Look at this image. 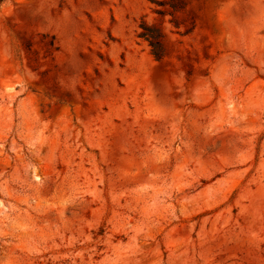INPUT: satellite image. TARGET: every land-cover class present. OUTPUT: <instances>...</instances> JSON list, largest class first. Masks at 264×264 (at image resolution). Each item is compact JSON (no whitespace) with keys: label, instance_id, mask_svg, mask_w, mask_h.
I'll return each instance as SVG.
<instances>
[{"label":"rangeland","instance_id":"1","mask_svg":"<svg viewBox=\"0 0 264 264\" xmlns=\"http://www.w3.org/2000/svg\"><path fill=\"white\" fill-rule=\"evenodd\" d=\"M181 2H0V264H264V0Z\"/></svg>","mask_w":264,"mask_h":264},{"label":"trees","instance_id":"2","mask_svg":"<svg viewBox=\"0 0 264 264\" xmlns=\"http://www.w3.org/2000/svg\"><path fill=\"white\" fill-rule=\"evenodd\" d=\"M3 0H0V2ZM182 0H177V4H181ZM173 8H176V5H173ZM162 12H158L157 14H161ZM140 32L138 34V38L146 41L150 48L151 55L155 60H160L162 57V46H161V38L159 30L156 27L148 26L145 23H141L139 25Z\"/></svg>","mask_w":264,"mask_h":264}]
</instances>
